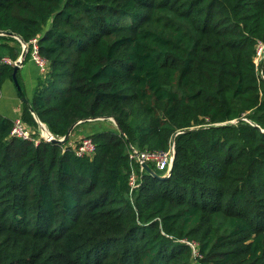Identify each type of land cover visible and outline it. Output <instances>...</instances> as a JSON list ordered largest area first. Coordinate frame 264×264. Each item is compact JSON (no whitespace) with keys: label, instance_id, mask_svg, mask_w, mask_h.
Returning <instances> with one entry per match:
<instances>
[{"label":"trees","instance_id":"obj_1","mask_svg":"<svg viewBox=\"0 0 264 264\" xmlns=\"http://www.w3.org/2000/svg\"><path fill=\"white\" fill-rule=\"evenodd\" d=\"M0 31L47 60L37 118L57 138L80 121L61 143L24 103L31 138L0 113V264H264V0H0ZM20 52L0 34V57ZM108 116L120 129L77 156ZM173 141L165 179L128 156Z\"/></svg>","mask_w":264,"mask_h":264},{"label":"built area","instance_id":"obj_2","mask_svg":"<svg viewBox=\"0 0 264 264\" xmlns=\"http://www.w3.org/2000/svg\"><path fill=\"white\" fill-rule=\"evenodd\" d=\"M36 39H37L36 37H33L31 39L30 57L39 68V71L42 72L46 69L47 60L39 53ZM262 58H264V41H259L256 47L255 60L256 62H258ZM0 60L7 62L9 64H14L15 62V60L5 55L1 56ZM38 129L40 136L45 138L46 140H51L52 138L56 137L50 130L46 134L39 126V124H38ZM30 132L31 130L25 128L24 123L22 122L19 116L13 118V125L11 127L10 134L23 138H31L32 136ZM73 150L77 156L92 154L95 150V145L93 143V140L89 136H81L78 139V141L73 144ZM173 152H174L173 142H171L169 146L165 149H154V150L139 149L131 145L128 150V156L130 158V161L136 162L139 165L140 170L144 168L142 167V163L145 162L148 165L152 164L156 168L164 170L166 172L170 168ZM129 185L131 186V188L138 185L137 174L134 169H132V172L129 175ZM194 246L195 243H193V249L195 251ZM195 254L197 253L195 252Z\"/></svg>","mask_w":264,"mask_h":264},{"label":"crops","instance_id":"obj_3","mask_svg":"<svg viewBox=\"0 0 264 264\" xmlns=\"http://www.w3.org/2000/svg\"><path fill=\"white\" fill-rule=\"evenodd\" d=\"M27 61L28 63L21 64V66L19 67V72L23 84L25 85V88L27 90V93H24L26 97L29 98L40 71L32 60L28 59ZM30 61H32L33 63H31ZM29 70L31 72H29ZM3 86L1 88L2 95L0 97V113L13 119L16 116L20 115L23 101L13 83V80H6ZM83 134L84 133L80 129H78L77 131H75L72 138L79 139Z\"/></svg>","mask_w":264,"mask_h":264},{"label":"water","instance_id":"obj_4","mask_svg":"<svg viewBox=\"0 0 264 264\" xmlns=\"http://www.w3.org/2000/svg\"><path fill=\"white\" fill-rule=\"evenodd\" d=\"M0 34H8V35H12L16 38L19 39V41L21 42L22 44V50L19 54V56L15 59V62L13 64V70H12V73H11V77H12V80H13V83L23 101V103L32 111V107H31V104L28 100V98L26 97L23 89L21 88L19 82H18V79H17V71L19 69V67L21 66V64L23 63V59L26 55V52H27V47H28V44L21 38L19 37L18 35L10 32V31H0ZM32 113L34 114V112L32 111ZM34 117L36 118L39 126L42 128V130L47 134L49 132V129L48 127L46 126V124L44 122H42L40 119L37 118V116L34 114ZM110 117V116H108ZM100 118H105V117H100ZM111 119L114 120V123L117 125L118 129H120V126L117 124V122L115 121L114 118L110 117ZM88 120H92V119H95V118H87ZM80 121H76L74 122L68 129V131L61 137L57 138V137H54L52 138L51 140H54V141H57V142H61V143H64L67 138L70 136L71 134V131L73 129V127L79 123ZM173 144H174V141H173ZM174 153H175V149H174V152H173V156H172V161H171V165H170V168L164 173V174H158L156 173L147 163L143 162L142 163V167H144L150 174L160 178V179H165L167 178L170 173H171V169H172V165H173V157H174Z\"/></svg>","mask_w":264,"mask_h":264},{"label":"rangeland","instance_id":"obj_5","mask_svg":"<svg viewBox=\"0 0 264 264\" xmlns=\"http://www.w3.org/2000/svg\"><path fill=\"white\" fill-rule=\"evenodd\" d=\"M21 50H22V45H21ZM29 59H30V57H29ZM31 60V59H30ZM31 63H33L32 61H30ZM25 64L26 63H28V61H26V62H24ZM35 63V62H34ZM28 65V64H27ZM36 65V64H35ZM37 66V65H36ZM29 72H31L30 70H29ZM21 77V76H20ZM22 80V79H21ZM36 80H37V78H36ZM22 83H23V81H22ZM24 85V84H23ZM4 87V86H3ZM23 91L24 92H26L27 93V90H26V88H25V85L23 86ZM1 95H2V91H1V94H0V97H1ZM100 119H103V118H100ZM92 124H89V125H87V127H86V125H84V126H82V127H80V128H82L81 129V131L84 133V134H86L87 132H89V131H91L92 130V128L93 127H107V128H113V127H116V124L114 123V120L113 119H111L110 117L108 118V120H103V121H95L94 123L93 122H91ZM38 127V126H37ZM38 131H39V129H38ZM193 243L194 242H192L191 244H192V247H193Z\"/></svg>","mask_w":264,"mask_h":264},{"label":"bare ground","instance_id":"obj_6","mask_svg":"<svg viewBox=\"0 0 264 264\" xmlns=\"http://www.w3.org/2000/svg\"><path fill=\"white\" fill-rule=\"evenodd\" d=\"M22 45V44H21Z\"/></svg>","mask_w":264,"mask_h":264}]
</instances>
